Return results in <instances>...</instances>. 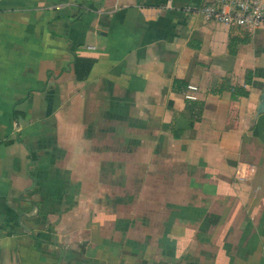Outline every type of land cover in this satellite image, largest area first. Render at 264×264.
I'll use <instances>...</instances> for the list:
<instances>
[{"label": "crops", "instance_id": "0c3cea01", "mask_svg": "<svg viewBox=\"0 0 264 264\" xmlns=\"http://www.w3.org/2000/svg\"><path fill=\"white\" fill-rule=\"evenodd\" d=\"M204 1L0 0V264H264V26Z\"/></svg>", "mask_w": 264, "mask_h": 264}, {"label": "built area", "instance_id": "2783aa9c", "mask_svg": "<svg viewBox=\"0 0 264 264\" xmlns=\"http://www.w3.org/2000/svg\"><path fill=\"white\" fill-rule=\"evenodd\" d=\"M182 10L188 14H198L207 21L248 31L264 26V0H206L199 4L185 5ZM250 170V166L236 165V179L243 180Z\"/></svg>", "mask_w": 264, "mask_h": 264}, {"label": "water", "instance_id": "95a60500", "mask_svg": "<svg viewBox=\"0 0 264 264\" xmlns=\"http://www.w3.org/2000/svg\"><path fill=\"white\" fill-rule=\"evenodd\" d=\"M261 109L264 110V103H263V105L261 106Z\"/></svg>", "mask_w": 264, "mask_h": 264}]
</instances>
